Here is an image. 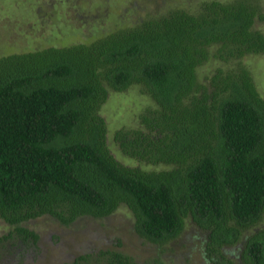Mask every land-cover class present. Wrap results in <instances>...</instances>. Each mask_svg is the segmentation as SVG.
<instances>
[{
  "label": "trees",
  "instance_id": "trees-1",
  "mask_svg": "<svg viewBox=\"0 0 264 264\" xmlns=\"http://www.w3.org/2000/svg\"><path fill=\"white\" fill-rule=\"evenodd\" d=\"M257 0H202L123 24L90 42L0 56V218L7 243L36 244L24 222L103 218L125 204L136 232L167 244L191 218L213 264H264V96L243 58L264 53ZM222 64L205 80L199 68ZM149 104L109 145L110 89ZM262 223V225H261ZM88 260V255H80ZM88 264H138L115 249Z\"/></svg>",
  "mask_w": 264,
  "mask_h": 264
},
{
  "label": "rangeland",
  "instance_id": "rangeland-1",
  "mask_svg": "<svg viewBox=\"0 0 264 264\" xmlns=\"http://www.w3.org/2000/svg\"><path fill=\"white\" fill-rule=\"evenodd\" d=\"M202 0H0V56L44 48L90 42L100 34L123 24L133 25L146 16H158L173 8L196 12ZM264 13V0H257ZM255 27L264 32V18ZM264 96V53L243 58ZM220 60L211 57L199 68V77L211 75ZM138 85L126 91L110 89L101 113L109 126V145L116 157L135 162L119 151L112 139L120 127L137 126V115L149 104ZM134 215L125 204L113 214L96 218L78 217L65 224L50 214L30 219L24 225L39 234L36 244L7 243L1 251L0 264H88L100 250L115 249L134 258L138 264H213L208 256L207 232L189 218L184 231L165 245L140 236L134 227ZM262 225V223H261ZM12 228L0 218V235ZM242 242L225 247L235 264H245L240 257ZM88 255L89 259H80Z\"/></svg>",
  "mask_w": 264,
  "mask_h": 264
}]
</instances>
